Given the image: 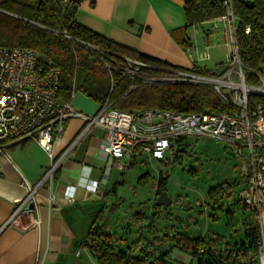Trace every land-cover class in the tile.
Here are the masks:
<instances>
[{"label": "trees", "instance_id": "obj_1", "mask_svg": "<svg viewBox=\"0 0 264 264\" xmlns=\"http://www.w3.org/2000/svg\"><path fill=\"white\" fill-rule=\"evenodd\" d=\"M80 1L0 0V46L30 48L46 56L50 65L60 70L58 96L63 100H69L75 91H81L100 103L108 100L111 107L121 110L162 108L182 112H229L234 109L207 85L147 82L146 77L155 70L146 67H141L133 77L124 74L125 67L128 66L124 57L156 67L174 66L119 45L78 24L74 15ZM232 1L234 12L240 18L236 31L240 61L247 69L262 71L264 0ZM248 1L252 4L249 5ZM183 7L188 27L213 20L224 13L220 0H185ZM246 26L250 27L248 34L245 32ZM222 64L223 62L220 63ZM196 70L214 75V69L211 68L200 67ZM251 79L252 76L246 74V81ZM250 102L264 104V97L253 96ZM186 138L188 137L175 141L176 148L170 163L186 160ZM191 170L189 169L190 173H193ZM158 181L161 182L162 189H165L166 178L161 173ZM121 183L120 180L113 183L105 193V199L114 196L117 185ZM228 188L230 185L210 188L207 200L211 205H218L219 209H223L221 206L229 197ZM162 189L156 191V196ZM154 201L153 208L156 210L153 215L161 207L155 205ZM234 202L242 204L238 197L234 198ZM111 204L109 214L118 209L117 204ZM242 207L248 209L243 204ZM148 217L152 218L140 210L132 213V220L140 225L145 223V230L136 229L138 236L130 241L127 233L119 235L112 231L108 220L99 223L94 220L88 229L85 245L96 264H259L258 226L253 218L248 226L243 227L242 237L231 242L235 234L206 238L177 232L170 237L168 233L156 235L154 222L148 220ZM211 219L216 220L217 217L212 215ZM181 251L188 252L187 261L176 257L185 256Z\"/></svg>", "mask_w": 264, "mask_h": 264}, {"label": "built area", "instance_id": "obj_2", "mask_svg": "<svg viewBox=\"0 0 264 264\" xmlns=\"http://www.w3.org/2000/svg\"><path fill=\"white\" fill-rule=\"evenodd\" d=\"M220 3L224 13L217 19L224 25L228 47V56L222 64L225 68L220 75L200 73L196 70L200 67L195 65L190 68L156 67L127 57H124L128 63L124 74L133 77L141 67H146L155 70L146 77L147 82L210 86L223 101L234 107L229 112H182L162 108L121 110L111 107L105 100L96 113L87 115L73 107L71 98L63 100L58 96L60 70L50 65L46 56L30 48L0 46V153L5 154L7 141L33 137L50 157V164L37 184L23 181L25 194L14 201L10 221L27 214L29 227L38 225V218L34 216L37 214L36 191L45 181L53 182L72 147L58 156L53 152L55 134L61 133L71 118L83 120L84 128L79 137L94 125L105 131L101 149L108 157L119 160L118 170H123L140 155L170 162L177 139L205 137L227 144L246 167L247 177L237 197L250 209L257 223L258 259L259 264H264V104L250 102L253 96L264 97V70L255 71L242 65L236 42L240 18L234 12L232 0H220ZM249 31L250 27L246 26L245 32ZM208 56L205 52L199 58L207 59ZM246 74L252 76L249 82ZM76 189L75 184L64 189V202H73ZM87 189L101 194L97 183L88 185ZM48 200L55 204V195L51 193ZM29 203L33 204L31 209H27Z\"/></svg>", "mask_w": 264, "mask_h": 264}, {"label": "crops", "instance_id": "obj_3", "mask_svg": "<svg viewBox=\"0 0 264 264\" xmlns=\"http://www.w3.org/2000/svg\"><path fill=\"white\" fill-rule=\"evenodd\" d=\"M185 0H81L74 15L83 27L129 49L159 59L171 66L207 67L210 59H200L189 30L201 27L203 41L219 35L217 18L196 26H186ZM207 25V27H205ZM210 25V26H209ZM225 44V43H224ZM208 47V46H207ZM73 107L84 114L97 112L100 102L81 91L71 96ZM84 128L82 118L69 119L63 131L55 134V155L71 147L51 183L45 181L36 191L38 225L29 227L30 219L22 214L10 221L14 201L25 194L23 181L37 184L50 164V157L33 137L7 141L5 154L0 153V264H96L85 245L90 224L99 223L103 214L105 193L119 181L128 164L147 162L152 158L138 156L118 170L119 160L108 157L101 149L105 131ZM79 137V138H78ZM76 142V143H75ZM75 143V144H74ZM157 160V159H153ZM159 161V160H158ZM98 184L99 192L88 185ZM75 184L73 202L63 200L64 189ZM55 195V204L48 197ZM108 223V222H107Z\"/></svg>", "mask_w": 264, "mask_h": 264}, {"label": "rangeland", "instance_id": "obj_4", "mask_svg": "<svg viewBox=\"0 0 264 264\" xmlns=\"http://www.w3.org/2000/svg\"><path fill=\"white\" fill-rule=\"evenodd\" d=\"M213 29L219 35L217 38L215 36L210 38L206 43L203 41L201 27H191L189 32L198 48L197 52L201 55L209 53L207 65L214 68V76H218L225 68L220 63L226 61L228 47L221 23L217 22L216 28ZM184 141L188 143V146L186 145L188 155L181 163L173 164L166 160L151 159L134 164L121 173L119 180L122 183L117 185L115 195L109 196L104 203L99 222L108 220L112 231L119 235L127 233L130 241L138 236L137 230L140 228L145 230V223L137 224L131 218L134 211L140 210L152 217L151 219L148 217V220L154 222L156 235L168 233L170 237L177 232L191 237L206 238L216 235L229 237L235 234L231 242L242 237L243 227L248 226L253 218L250 210L234 202L247 177L244 163L222 141L196 136L188 137ZM189 169H192L193 173H190ZM159 173L166 178L165 189H162V184L158 181ZM223 185H230L227 189L229 199L223 202L221 206L223 209H219L218 205L213 206L207 200V192L212 187ZM160 189L165 190L172 201L167 206L161 205L158 213L153 215V211L156 210L153 208V201L156 191ZM112 202L118 205V209L115 213L109 214ZM212 215L217 219H211ZM167 245L168 243L164 246ZM182 253L185 256L176 257L187 261L188 252Z\"/></svg>", "mask_w": 264, "mask_h": 264}, {"label": "water", "instance_id": "obj_5", "mask_svg": "<svg viewBox=\"0 0 264 264\" xmlns=\"http://www.w3.org/2000/svg\"><path fill=\"white\" fill-rule=\"evenodd\" d=\"M247 3H248L249 5L252 4L250 1H248ZM171 201H172V200H171V198L167 195V192H166L165 190H162V191L156 196L154 203H155V205H157V206H161V205H163V206H167V205L171 204ZM32 206H33V204H32V203H29V204L27 205V209H31Z\"/></svg>", "mask_w": 264, "mask_h": 264}]
</instances>
